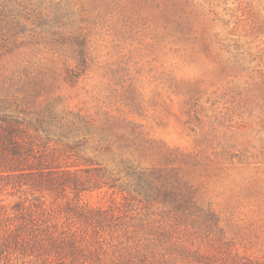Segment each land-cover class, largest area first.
<instances>
[{"label":"rangeland","instance_id":"obj_1","mask_svg":"<svg viewBox=\"0 0 264 264\" xmlns=\"http://www.w3.org/2000/svg\"><path fill=\"white\" fill-rule=\"evenodd\" d=\"M0 112L81 181L9 200L93 264H264V0H0Z\"/></svg>","mask_w":264,"mask_h":264},{"label":"trees","instance_id":"obj_2","mask_svg":"<svg viewBox=\"0 0 264 264\" xmlns=\"http://www.w3.org/2000/svg\"><path fill=\"white\" fill-rule=\"evenodd\" d=\"M20 123L18 116L0 112V193L5 191L9 194L0 197V260L4 264L19 258H27V262L34 264L52 261L57 264H80L86 261L93 264L97 258L94 259L92 251H84L85 245L76 240L73 234L51 229L39 204L9 200L8 196L12 197L21 186H31L33 190L43 188L51 192L71 181L74 188H81L80 179L69 172L70 165L60 166L48 162L30 142L23 140ZM79 144L75 143L69 148L74 149ZM84 161L92 164L91 159ZM68 211L94 228L109 227L112 221V217L100 209L85 210L74 205Z\"/></svg>","mask_w":264,"mask_h":264}]
</instances>
